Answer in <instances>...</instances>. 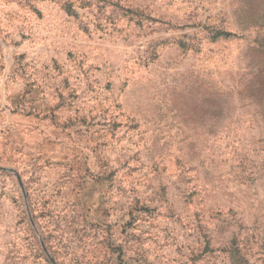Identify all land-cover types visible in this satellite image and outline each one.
Returning <instances> with one entry per match:
<instances>
[{
	"label": "rangeland",
	"instance_id": "1",
	"mask_svg": "<svg viewBox=\"0 0 264 264\" xmlns=\"http://www.w3.org/2000/svg\"><path fill=\"white\" fill-rule=\"evenodd\" d=\"M261 40L264 0H0V264H264Z\"/></svg>",
	"mask_w": 264,
	"mask_h": 264
},
{
	"label": "trees",
	"instance_id": "2",
	"mask_svg": "<svg viewBox=\"0 0 264 264\" xmlns=\"http://www.w3.org/2000/svg\"><path fill=\"white\" fill-rule=\"evenodd\" d=\"M235 36L234 33L229 32V31H218L214 36L213 39L217 40L219 38H228V37H232ZM257 50L264 53V40H261L260 44L257 47ZM256 82L255 85L257 87V89H259L258 91L261 92V94H264V66H262L257 74H256Z\"/></svg>",
	"mask_w": 264,
	"mask_h": 264
},
{
	"label": "water",
	"instance_id": "3",
	"mask_svg": "<svg viewBox=\"0 0 264 264\" xmlns=\"http://www.w3.org/2000/svg\"><path fill=\"white\" fill-rule=\"evenodd\" d=\"M0 169H1V170H10V169H8V168H2V167H0ZM17 176H18V179H19L20 185H21V187H22V189H23V191H24V184H23L22 178H21V176H19V174H17ZM44 249H45V251H47V249H46L45 247H44ZM53 262H54V260H53Z\"/></svg>",
	"mask_w": 264,
	"mask_h": 264
}]
</instances>
